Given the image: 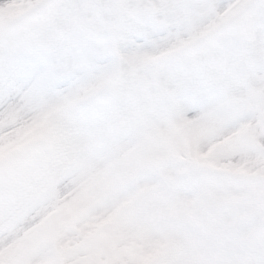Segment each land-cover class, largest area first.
Listing matches in <instances>:
<instances>
[{"label": "snow or ice", "instance_id": "1", "mask_svg": "<svg viewBox=\"0 0 264 264\" xmlns=\"http://www.w3.org/2000/svg\"><path fill=\"white\" fill-rule=\"evenodd\" d=\"M0 264H264V0H0Z\"/></svg>", "mask_w": 264, "mask_h": 264}]
</instances>
